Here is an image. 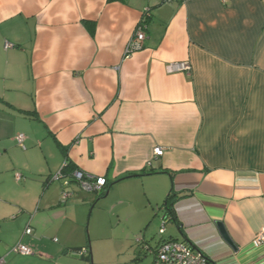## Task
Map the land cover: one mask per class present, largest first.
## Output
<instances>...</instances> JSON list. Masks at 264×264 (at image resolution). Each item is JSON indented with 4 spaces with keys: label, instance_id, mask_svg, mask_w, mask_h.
<instances>
[{
    "label": "crops",
    "instance_id": "obj_1",
    "mask_svg": "<svg viewBox=\"0 0 264 264\" xmlns=\"http://www.w3.org/2000/svg\"><path fill=\"white\" fill-rule=\"evenodd\" d=\"M65 163L106 187L52 180ZM107 192L111 225L91 238L113 264H150L161 240L264 264V0H0V258L20 242L34 260L87 262L69 252L88 247Z\"/></svg>",
    "mask_w": 264,
    "mask_h": 264
},
{
    "label": "built area",
    "instance_id": "obj_2",
    "mask_svg": "<svg viewBox=\"0 0 264 264\" xmlns=\"http://www.w3.org/2000/svg\"><path fill=\"white\" fill-rule=\"evenodd\" d=\"M163 3H170L177 0H160ZM184 1V0H179ZM225 2V0H221ZM146 39L144 33V24L143 21L137 25L134 34L128 44L127 53H133L140 51L143 48L144 41ZM9 45H6L8 48ZM168 72L174 71H190V66L187 62L180 63L175 66H169L167 68ZM17 144L20 147H23L24 136L18 135L16 138ZM153 155L156 157H161L163 155V150L160 148H156L153 151ZM63 176L61 173L57 174L52 178V180H59L62 179ZM72 180L79 186L82 192L84 193H96L101 191L106 186V181L103 178H93L89 175H86L82 172H74L72 176ZM67 185V183H64ZM65 198V197H63ZM168 218H163L161 229L159 231L160 235L164 233V226ZM32 233V229L28 226L24 230V235L29 236ZM139 242V240H137ZM252 245L254 247H259L264 245V227L254 236ZM11 253L20 254L24 256H29L32 254L30 248L22 245L20 242L17 243L10 249ZM81 255L86 254V250H82L80 252ZM207 260L204 256L197 250L191 248L189 245L181 242V241H173V240H166L161 241L156 249L154 250L153 260L150 264H206ZM0 264H5L3 258H0Z\"/></svg>",
    "mask_w": 264,
    "mask_h": 264
},
{
    "label": "rangeland",
    "instance_id": "obj_3",
    "mask_svg": "<svg viewBox=\"0 0 264 264\" xmlns=\"http://www.w3.org/2000/svg\"><path fill=\"white\" fill-rule=\"evenodd\" d=\"M104 193V192H103ZM102 193V195H103ZM112 198L111 197H105V198H102V200L98 201L99 203H96V208L93 212V216H92V224L90 222V219H91V214L89 211L88 212V215L89 216V221L86 222L85 224V227H86V234H87V242H88V247L90 250H88V247L86 246V250L89 254V251L91 253V264H113L115 262V258H113L111 256L112 252H111V249L112 247L109 245L108 243V240L107 241H101L100 243H97L95 239H92L91 238V232H92V235H93V225H94V222L95 223H106V224H110L111 222V219H110V216L109 214H104L105 212H108V209L110 208V202H111ZM92 210V209H91ZM110 210V209H109ZM102 211V212H101ZM90 214V215H89ZM113 221V220H112ZM90 223V225H89ZM109 231L110 233H112L114 231V229H112V226L110 227L109 230H105L104 232H102V234L104 235V237H106L108 234H109ZM102 235V236H103ZM37 251V250H36ZM37 252H40V251H37ZM70 255L72 256H75L79 259H81V257L79 256V254L77 252H69ZM5 253H3L2 255L4 256ZM44 255H46L45 253H43ZM12 256L10 258H6V264H9V261L10 259H16L17 261H15L16 263H18V261L20 262L21 260L22 261H25V259L27 260V258H22L21 255H18V254H11ZM29 259H31L29 261V263L27 264H48L46 262H43V261H40V260H34V256H27ZM38 258H41L40 256H36ZM57 260L56 258L54 259V261L52 260L50 264H57ZM150 262V259H147L144 264H148ZM23 264V262H22ZM82 264H90L89 262H83Z\"/></svg>",
    "mask_w": 264,
    "mask_h": 264
},
{
    "label": "trees",
    "instance_id": "obj_4",
    "mask_svg": "<svg viewBox=\"0 0 264 264\" xmlns=\"http://www.w3.org/2000/svg\"><path fill=\"white\" fill-rule=\"evenodd\" d=\"M142 21H143V24H145L144 20H142ZM73 171L74 170L72 169L71 165L65 163V165L61 168V175L63 176V179L68 177L69 179H71L70 182H74V180H72V176H73L72 174L74 173ZM96 193H98V192H96ZM170 198H171L170 196L167 197L165 202H164V204H163V210L165 211L164 216H165V218H168V219L170 218V220L174 221V216L172 215L171 205H170V202H169ZM161 241H166V240H161ZM173 241H175V240H173ZM181 242H183V241H181ZM82 250L83 249H75V250H73V252H77L81 258H83L84 260H86L87 262H89L91 264V253L89 252V254H88L87 250L84 249V250H86V254L85 255H81L80 252ZM88 250H89V247H88Z\"/></svg>",
    "mask_w": 264,
    "mask_h": 264
},
{
    "label": "water",
    "instance_id": "obj_5",
    "mask_svg": "<svg viewBox=\"0 0 264 264\" xmlns=\"http://www.w3.org/2000/svg\"><path fill=\"white\" fill-rule=\"evenodd\" d=\"M61 173V172H60ZM69 183V182H68ZM108 195V192L106 193L105 197ZM216 228L221 236V238L223 239V241L229 245L231 247V249L236 250V247L234 245V243L232 242V240L230 239L225 227L223 226L222 223H216ZM182 237V236H181ZM183 238V237H182ZM184 242V241H183ZM185 243V242H184ZM187 244V243H186Z\"/></svg>",
    "mask_w": 264,
    "mask_h": 264
}]
</instances>
